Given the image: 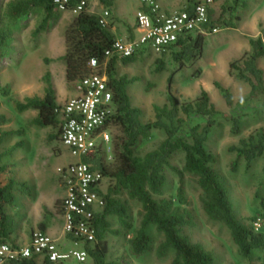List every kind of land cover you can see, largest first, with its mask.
Masks as SVG:
<instances>
[{
    "label": "trees",
    "instance_id": "trees-1",
    "mask_svg": "<svg viewBox=\"0 0 264 264\" xmlns=\"http://www.w3.org/2000/svg\"><path fill=\"white\" fill-rule=\"evenodd\" d=\"M54 1L13 0L7 5L6 16L9 21L21 23L25 16L34 14L35 9L41 8L45 13L44 20L38 28V32H41L59 12ZM81 1L69 0L67 9L73 11ZM115 1L99 0L111 18L115 15ZM199 2L202 1L189 3L183 11L192 12ZM245 4L246 0H232L231 3L223 4L219 10L210 5L209 20L203 26L204 32L196 29L181 35L161 54L153 53L148 47H140L128 57L113 54L108 58L105 55L108 49L113 48L117 36L107 23H101V16L89 12L87 5L81 12L76 13L66 31V52L63 59L66 63L67 81L76 83L92 72H98L107 76L108 88L112 93V109L106 126L110 133L111 153L107 155L105 145L100 143L90 155L83 157L84 162L102 172V184L107 182L106 189H100L104 205L93 219L96 238L83 245L88 251L86 262L80 263L75 260L53 262L47 256L34 255L16 259L9 264H86L89 260L92 264H119L108 260L110 253L108 233L119 235L122 231L131 232L127 239L129 253L144 256L153 248L150 227H154L164 237L157 247L158 255L163 256L170 249L174 251L171 264H214L212 253L203 244L191 241L182 231L183 227L191 222V215L184 207L187 203L183 183L185 173L190 174L201 188L204 211L209 218L225 224L230 229L233 241L243 256L249 257L254 251H264V232L247 227L236 218L228 191L214 168L216 156L206 145L214 128L223 119L230 122L233 134L239 135L249 110L264 105V70L259 66V60L264 58V39L261 36L249 37L250 51L230 63L231 72L237 73V76L249 85V94L244 100L235 105L231 90L216 82L230 108L225 114L217 110L206 89H202L194 100L180 101L171 92L173 79L171 76L168 102L164 105H155V119L144 122L142 110L131 103L128 93V87L135 82V78L118 73L120 63L124 65L133 63L148 52L159 57L156 61L158 72L165 70L166 59L176 65L175 71L198 61L203 56L207 33H213L218 26L235 27L236 21L240 18L237 12L244 8ZM140 9L149 12L145 5ZM1 22L0 19V62L6 58L11 36L10 25H2ZM134 37L132 35V38ZM93 57L98 60V67L95 70L88 65ZM45 79L47 86L44 96L28 98L24 103H18V108L36 109L38 111L36 123L41 126L58 127V132L54 136L61 139L64 120L60 109L64 104L57 100L50 74L45 75ZM5 121V116L0 115V124ZM157 129H162L165 137L157 147L139 154L140 143L148 140ZM2 143L3 137L0 135V173L8 168L1 163ZM231 149L238 159L244 160L247 168H250L257 159L264 158V130H255L247 138H241ZM179 152L184 154V163L182 168L175 169L181 179L176 200L164 194L167 184L165 170L170 166V159ZM237 164L236 161L234 166ZM61 181L66 189V181L62 177ZM22 186L27 191V184L23 183ZM16 187L17 181L12 177L5 185L0 181V244H15L11 239L14 233V218L6 212V207L15 205ZM131 202L140 206L136 223L130 215ZM262 207L264 210V199ZM112 217L117 219L121 229H112L110 220ZM66 236L73 242L70 235Z\"/></svg>",
    "mask_w": 264,
    "mask_h": 264
},
{
    "label": "rangeland",
    "instance_id": "rangeland-1",
    "mask_svg": "<svg viewBox=\"0 0 264 264\" xmlns=\"http://www.w3.org/2000/svg\"><path fill=\"white\" fill-rule=\"evenodd\" d=\"M11 1L13 0H0L1 24H9L11 31L6 58L0 62V115L6 118L0 124V135L3 137L1 163L13 168L12 171H6V176L12 175L17 181V210L9 205L6 212L17 211L16 225L23 228L20 230L14 224V232H23L18 234L20 239H17L22 242L24 232L31 230L33 221H52L55 196L65 192L58 168L74 162L77 158L60 138L54 136L58 127L37 124L35 120L38 111L20 110L18 103H24L28 98H42L47 86V74H50L59 103L65 104L76 95L75 83L67 81L66 63L63 59L66 52V31L76 13L71 10L59 11L47 28L38 32L45 17L43 9H35L34 14L25 16L21 23H15L9 21L5 12ZM196 1L204 0H158L167 13L182 11L189 3ZM86 2L89 12L103 17L105 9L99 0ZM231 2L232 0H212L211 5L219 10L223 4ZM142 5L141 0L115 1V15L113 18L107 16L106 23L117 37L132 39L134 28L137 27V11ZM245 5L237 12L240 18L235 27L218 26L217 32L207 33L203 56L178 71H175L176 65L168 59L165 60V70L156 71L159 57L152 52L145 53L133 63L118 65L119 74L135 78V82L128 87V93L131 103L142 110L144 122L155 119L154 107L168 102L170 88L180 101L194 100L202 89H206L217 110L224 114L230 108L216 82L231 90L235 105L247 97L249 85L237 73L231 72L230 63L250 51L249 37L261 36L264 39V0H246ZM259 66L264 70V58L259 60ZM171 76L173 79L169 88ZM258 129L264 130V105L249 110L239 135H234L230 122L223 119L214 128L206 145L216 156L214 168L228 191L236 218L245 226L264 232V158L257 159L247 168L245 161L238 159L231 149L241 138H247ZM164 137L162 129L154 130L148 140L140 143L138 153L143 154L157 147ZM105 150L107 155L111 153L109 143ZM236 161L238 164L234 166ZM169 163L170 166L165 170L167 184L164 194L177 200L181 179L175 169L183 167L184 154H175ZM23 183L27 184L29 193L25 191ZM183 183L187 199L184 207L191 215V222L183 227V233L191 241L203 244L212 253L214 264H264L263 250L254 251L249 257L243 256L233 241L230 229L209 218L203 209L202 190L190 174L185 173ZM103 185L106 189L107 182ZM139 210L140 206L131 202L130 215L134 223L137 222ZM110 220L112 229L122 228L116 218L112 217ZM60 226L59 222L58 230L61 229ZM149 234L152 237V250L144 256H134L127 249V239L131 232L122 231L119 235L109 232L108 260L119 264H171L175 255L172 249L163 256L156 252L163 241V235L154 227L149 228ZM11 239L14 241V236ZM83 245L84 243L75 244L69 239L62 248L68 250L84 247ZM86 264L92 263L89 260Z\"/></svg>",
    "mask_w": 264,
    "mask_h": 264
},
{
    "label": "built area",
    "instance_id": "built-area-1",
    "mask_svg": "<svg viewBox=\"0 0 264 264\" xmlns=\"http://www.w3.org/2000/svg\"><path fill=\"white\" fill-rule=\"evenodd\" d=\"M141 2L149 8V12L137 11L138 34L132 39L117 37L113 48L105 52L108 58L113 54L128 57L140 47H148L153 53L161 54L181 35L196 29L204 32L203 26L209 20L208 9L212 0L199 2L192 12L182 10L172 13L164 11L158 0ZM54 3L59 11L68 10L69 0H55ZM86 5V0H82L73 12H81ZM107 16L109 12L105 11L102 24H106ZM217 31L215 28L213 32ZM88 65L95 70L98 60L93 57ZM75 89L76 95L64 104L60 114L64 120L61 140L77 160L59 167L58 172L67 184L62 202L65 234L79 244L95 240L93 219L104 205L100 194L103 174L84 162L83 157L90 155L98 144L106 146L110 141L106 126L112 109V93L108 88L107 76L98 72L81 78L75 83ZM34 255L47 256L53 262L75 260L82 263L88 259V251L84 247L63 249L57 239L41 229L32 232L30 242L25 246L0 244V264Z\"/></svg>",
    "mask_w": 264,
    "mask_h": 264
},
{
    "label": "crops",
    "instance_id": "crops-1",
    "mask_svg": "<svg viewBox=\"0 0 264 264\" xmlns=\"http://www.w3.org/2000/svg\"><path fill=\"white\" fill-rule=\"evenodd\" d=\"M134 36H136L138 34V31L136 29V27L134 28ZM115 33V32H114ZM116 34V33H115ZM12 171V167H9L6 171ZM6 171H3L0 173V175H3V177L1 178L0 176V181L2 182L3 185H5L6 183H8V180L9 178H13V176H6ZM101 189L102 190H105L104 189V185L102 184L101 186ZM27 191L30 192V190L28 189ZM28 192V193H29ZM27 196H30V195H27ZM66 196V189H65V192L62 194V195H56L55 196V199H54V211L55 213H51L52 214V221L49 222L47 221V219L45 221H33L31 223V230L30 231H26L24 232L25 233V236H24V239L22 240V242H20L19 240L17 239H20V237L18 236L19 233H16L14 232L12 236H14L15 240H14V243L17 244V245H20V246H25L27 244H29L30 242V239H31V234L32 232L37 229V228H42L44 229V231L46 233H48L49 235H51L52 237H54L55 239H57L59 241V243L61 244V246H64V243L66 241H69V238H67L66 234H65V229H64V226H65V217H64V214H63V209L61 207V201L62 199ZM17 198V197H16ZM17 199H15V205L12 206L13 209H16L17 210V203H16ZM15 207V208H14ZM16 210H14L13 212H9L8 214H10L11 216H13L15 222L14 224L16 225L17 224V221H16ZM23 217H25V215H23ZM59 222L61 223V229L58 230L57 227H58V224ZM19 225H16V227H18ZM36 226V227H35ZM20 228V230H22L23 227H18ZM28 229V228H27ZM26 229V230H27ZM23 232H21L20 234H22ZM19 234V235H20Z\"/></svg>",
    "mask_w": 264,
    "mask_h": 264
}]
</instances>
